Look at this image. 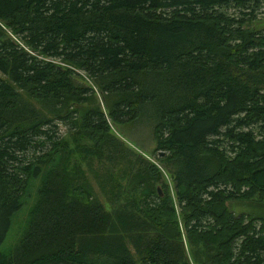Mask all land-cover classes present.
Segmentation results:
<instances>
[{"label":"trees","instance_id":"obj_1","mask_svg":"<svg viewBox=\"0 0 264 264\" xmlns=\"http://www.w3.org/2000/svg\"><path fill=\"white\" fill-rule=\"evenodd\" d=\"M262 15L264 0H0V264H191L185 246L194 264H264ZM110 123L152 127L172 188ZM244 202L260 212L235 215Z\"/></svg>","mask_w":264,"mask_h":264},{"label":"rangeland","instance_id":"obj_2","mask_svg":"<svg viewBox=\"0 0 264 264\" xmlns=\"http://www.w3.org/2000/svg\"><path fill=\"white\" fill-rule=\"evenodd\" d=\"M258 19H260L259 23L257 25L254 24L255 27L258 29H264V16L262 15ZM86 84L92 87L91 85L92 81L89 82L86 81ZM93 89L95 91L96 101H98V103L101 104V95L99 91H97V87H94ZM101 108L103 109V106H101ZM110 128H111V133L119 141H121L128 149L137 153L144 159L154 163L160 169L163 176H162V180L160 181L161 183L158 186L159 190L162 184H167L171 188L173 187V177L169 169L165 168L166 166L164 164H161L158 160L163 158L166 154L164 152L154 151L155 144L153 142L152 127L150 125L143 123H134V124L131 123L129 125L116 126L110 123ZM61 132L63 133V129L60 130V133ZM160 153H164V154L161 155ZM93 168L98 169L96 162H94L92 169ZM83 169L85 171L87 178L90 180L94 188L97 198L99 199V201L101 202V204L104 206L105 209L110 210L109 202H107L105 195L103 194V192L100 191L97 184L93 180V174L90 172L91 170H89L88 167L84 165H83ZM231 211L235 215H238L240 213L257 214L258 212H260V209L257 206H251V204L244 202V203H233L231 205ZM25 215H26V208L22 209L20 213L17 215V217H14L12 221L11 229L6 237L5 242L2 244V247H7L13 244V241L17 236L18 226L24 220ZM185 251L189 262L191 264H194L192 253L190 252V249L187 248V246H185Z\"/></svg>","mask_w":264,"mask_h":264},{"label":"water","instance_id":"obj_3","mask_svg":"<svg viewBox=\"0 0 264 264\" xmlns=\"http://www.w3.org/2000/svg\"><path fill=\"white\" fill-rule=\"evenodd\" d=\"M161 155H163L164 153H160ZM158 193H160L159 189H158Z\"/></svg>","mask_w":264,"mask_h":264}]
</instances>
